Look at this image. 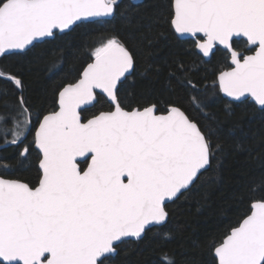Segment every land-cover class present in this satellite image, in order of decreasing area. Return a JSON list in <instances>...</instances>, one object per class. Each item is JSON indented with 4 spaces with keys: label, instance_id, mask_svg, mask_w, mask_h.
I'll use <instances>...</instances> for the list:
<instances>
[{
    "label": "snow or ice",
    "instance_id": "6c2138e0",
    "mask_svg": "<svg viewBox=\"0 0 264 264\" xmlns=\"http://www.w3.org/2000/svg\"><path fill=\"white\" fill-rule=\"evenodd\" d=\"M124 7L121 0H0V146L18 148L11 160L0 158V264H113L122 243L167 228L169 204L221 163L217 130L165 95L186 92L203 112L210 93L196 75L211 58L229 61L211 91L225 115L249 103L264 113V0H161L154 22L166 26L176 54L141 72L120 36H104L36 127L27 84L6 61L39 59L42 44L114 20ZM125 19L131 25L134 17ZM149 73L163 77L162 89L137 95L136 81ZM33 154L38 184L8 178ZM246 194L250 210L211 246L213 264H264V174ZM159 234V264H178L167 248L175 235Z\"/></svg>",
    "mask_w": 264,
    "mask_h": 264
},
{
    "label": "trees",
    "instance_id": "16d2710c",
    "mask_svg": "<svg viewBox=\"0 0 264 264\" xmlns=\"http://www.w3.org/2000/svg\"><path fill=\"white\" fill-rule=\"evenodd\" d=\"M160 2L123 0L121 3L125 7L114 20L88 25L63 40L42 44L36 50L40 54L39 59L35 56L10 57L6 61L7 65L13 72L19 73L27 84L26 96L30 97L34 108L33 124H38L37 116L42 119L43 115L56 107V89L78 78L87 63L92 62L91 53L104 36H120L136 52L141 72L147 65L162 64L176 54L166 26L154 22ZM130 4L138 7L130 9ZM130 13L134 17L131 25L125 19ZM241 47L244 48L243 45ZM186 48L191 49V45ZM244 50L246 54L252 53ZM179 54L186 61H197V57L189 51ZM228 68L229 61L223 55H217L201 66L196 79L206 85L210 93L207 108L203 112L193 106L186 92L165 94L166 98L179 104L190 118L202 126L217 130L214 139L223 151L220 166L204 176L191 191L169 204L172 219L167 228L155 229L141 241L122 243L113 264H159L161 231L175 235L176 238L167 248L175 254L178 264H213L214 251L211 246L218 244L249 212L247 185L253 178L264 174V113L249 103L236 108L234 116L225 115L224 103L212 96L211 91L218 88L216 78L219 73ZM162 87L163 77L157 81L154 74L149 73L147 78L136 81L134 91L139 95L151 89L161 90ZM219 96L223 97L221 93ZM9 101L14 103L15 96H10ZM3 111L5 109L0 107V112ZM32 139L30 135L27 142L30 144ZM17 151V146L2 149L0 158L11 160L16 157ZM8 178L19 179L30 185L38 184L40 171L36 155L14 167Z\"/></svg>",
    "mask_w": 264,
    "mask_h": 264
},
{
    "label": "water",
    "instance_id": "95a60500",
    "mask_svg": "<svg viewBox=\"0 0 264 264\" xmlns=\"http://www.w3.org/2000/svg\"><path fill=\"white\" fill-rule=\"evenodd\" d=\"M123 0H121V2H122ZM138 1H140V2H142L143 0H138ZM252 54H254V53H252ZM249 55H251V54H249ZM229 70V69H228ZM226 71V70H225ZM222 94V96H224V94L223 93H221ZM225 99H230V98H225ZM257 106V105H256ZM258 107V106H257ZM8 146H10V145H8ZM8 146H0V150H2V149H4V148H7ZM175 202V201H174ZM171 203H173V202H171ZM170 203V204H171ZM128 241H135V242H137L136 240H133V239H129Z\"/></svg>",
    "mask_w": 264,
    "mask_h": 264
},
{
    "label": "flooded vegetation",
    "instance_id": "af4514ba",
    "mask_svg": "<svg viewBox=\"0 0 264 264\" xmlns=\"http://www.w3.org/2000/svg\"><path fill=\"white\" fill-rule=\"evenodd\" d=\"M135 1H138V0H135ZM139 2H140V1H139ZM249 52H250V51H249ZM245 54H246V53H245ZM249 54H252V53H249ZM228 69H229V68H228ZM228 69H227V70H228ZM36 127H38V124L36 125ZM33 134H34V133H33ZM10 146H14V145H10ZM10 146H8V147H10ZM8 147H7V148H8ZM4 149H5V148H4ZM38 168H39V167H38Z\"/></svg>",
    "mask_w": 264,
    "mask_h": 264
}]
</instances>
